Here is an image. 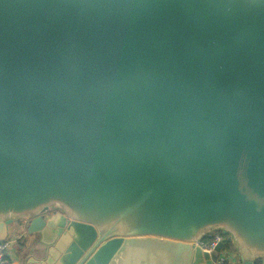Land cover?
Instances as JSON below:
<instances>
[{
    "label": "water",
    "instance_id": "water-1",
    "mask_svg": "<svg viewBox=\"0 0 264 264\" xmlns=\"http://www.w3.org/2000/svg\"><path fill=\"white\" fill-rule=\"evenodd\" d=\"M23 219L28 264L263 258L264 0H0V241Z\"/></svg>",
    "mask_w": 264,
    "mask_h": 264
},
{
    "label": "crops",
    "instance_id": "crops-1",
    "mask_svg": "<svg viewBox=\"0 0 264 264\" xmlns=\"http://www.w3.org/2000/svg\"><path fill=\"white\" fill-rule=\"evenodd\" d=\"M28 220L23 219L16 221L10 227L8 240H13L14 243L8 252L7 258L10 259L14 264H28V258L30 256L40 257L41 254L34 253L32 247L33 239L28 233ZM238 264H243L239 251L233 247ZM42 251V250H41ZM254 264H264V257L255 261Z\"/></svg>",
    "mask_w": 264,
    "mask_h": 264
},
{
    "label": "built area",
    "instance_id": "built-area-1",
    "mask_svg": "<svg viewBox=\"0 0 264 264\" xmlns=\"http://www.w3.org/2000/svg\"><path fill=\"white\" fill-rule=\"evenodd\" d=\"M229 234L225 231H219L206 237L205 239L198 242V245L206 252L211 253L220 243L227 242L220 253L217 261L214 264H238L237 256L233 247L228 246ZM14 241L4 240L0 241V264H14L10 259L7 258L8 252L11 249Z\"/></svg>",
    "mask_w": 264,
    "mask_h": 264
},
{
    "label": "trees",
    "instance_id": "trees-1",
    "mask_svg": "<svg viewBox=\"0 0 264 264\" xmlns=\"http://www.w3.org/2000/svg\"><path fill=\"white\" fill-rule=\"evenodd\" d=\"M228 246H229V248H230V247H233V245H231L230 243L228 244Z\"/></svg>",
    "mask_w": 264,
    "mask_h": 264
}]
</instances>
